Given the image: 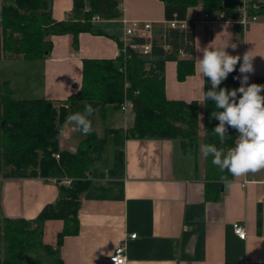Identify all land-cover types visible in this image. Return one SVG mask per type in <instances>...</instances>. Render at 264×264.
Segmentation results:
<instances>
[{
	"label": "crops",
	"instance_id": "1",
	"mask_svg": "<svg viewBox=\"0 0 264 264\" xmlns=\"http://www.w3.org/2000/svg\"><path fill=\"white\" fill-rule=\"evenodd\" d=\"M72 7L73 0H53L52 19L66 20ZM119 12L117 18L90 21L92 30L79 33L75 47L70 34L53 35L51 50L43 58L2 56L0 83L6 84L11 95L22 96L15 95L18 99L61 103L80 89L83 60L115 59L124 34L123 18L150 22L153 27L167 23L160 0H124ZM203 15L201 5L186 10L187 27L194 34V54L179 58L192 59L194 72L178 81L176 63L167 62L166 99L201 101L204 80L195 67L207 46L235 44V49L229 46L226 50L241 57L252 50L255 70L249 74V83L264 85V15L242 37L228 22L207 27ZM113 111L120 117L114 116L104 131L112 139V130L126 133L134 121V114L127 117V112ZM75 133L74 126L69 127L65 120L58 148L75 152L90 134L106 144V135L99 137L91 132L75 139ZM200 145L185 152L178 140L127 138L122 144L123 170L118 175L109 173L114 162L109 167L100 164L104 145L95 156L99 175L92 177L80 198L78 232L65 237L57 248L62 263L111 264L109 255L124 243V264H264V170L243 178L230 175L229 187L221 181L225 172L221 176L211 174ZM212 183L221 184L218 200L205 197L206 187ZM57 194L54 179L0 177V214L10 220H33L45 205L56 200ZM236 223L245 231L243 240L233 231ZM62 225L59 220L46 221L43 242L56 246ZM131 234L136 237L130 239Z\"/></svg>",
	"mask_w": 264,
	"mask_h": 264
},
{
	"label": "trees",
	"instance_id": "2",
	"mask_svg": "<svg viewBox=\"0 0 264 264\" xmlns=\"http://www.w3.org/2000/svg\"><path fill=\"white\" fill-rule=\"evenodd\" d=\"M53 0H0V58L2 56L36 60L51 50L50 37L70 34L75 47L77 35L92 30L91 18L119 17V0H73V7L63 21L51 17ZM164 18L169 21L186 20L189 7L201 5L204 13L215 16L223 12L235 16V9H225L222 0H160ZM151 51L147 55L128 51V59L82 61L81 87L61 103L43 99H18L11 95L6 84L0 83V177H42L57 183V198L45 205L33 220H10L0 214V264H63L57 248L63 239L78 232L80 198L88 190L92 177L98 176L95 156L103 149L104 140L93 134L83 140L75 152L60 150V129L69 114L83 112L85 104L97 109L119 110L124 94L132 101L134 121L124 133L112 130L118 145L110 175L123 170L122 144L127 138L136 140H178L185 152L202 144H216L225 150L234 146L235 129L223 145L212 130L218 124L210 114L215 109L211 101L167 100L164 93V65L176 63V78L184 80L194 72L192 59H180L194 54V34L187 30L154 26ZM134 43L143 44L142 38ZM167 46L168 49H164ZM125 66V73L119 68ZM236 71L229 74L220 87L237 88ZM204 91L211 83L204 78ZM125 83L127 87L124 88ZM57 106L58 109L56 108ZM58 154L56 160L53 155ZM209 156L206 162L213 176H221ZM230 179V174L225 171ZM62 179H69L63 184ZM214 184V185H213ZM221 184L206 187L208 200L220 198ZM212 187V188H211ZM48 220L62 221L56 235V246L43 242V225Z\"/></svg>",
	"mask_w": 264,
	"mask_h": 264
},
{
	"label": "clouds",
	"instance_id": "3",
	"mask_svg": "<svg viewBox=\"0 0 264 264\" xmlns=\"http://www.w3.org/2000/svg\"><path fill=\"white\" fill-rule=\"evenodd\" d=\"M229 46L236 48L235 44L205 47L195 70L202 80L207 78L211 83L208 91H203L204 86L201 89V104L211 101L215 105L216 110L211 112L210 119L218 121L212 132L218 137L219 143L223 145L230 137L229 128L235 129L238 135L234 146L227 150L216 144H201L199 147L202 156L205 159L211 156L212 164L221 172L227 171L234 178H243L264 170V85L249 83V74L255 70L253 61L256 56L253 51L248 50L241 57L230 54L226 50ZM238 64L241 75L234 78L240 81V86L231 90L220 87L229 74L236 71ZM93 112L92 105L85 104L83 112L67 116L66 124L88 135L93 130L89 119ZM221 181L229 187L232 184L226 176H222ZM109 256L114 264H124L123 258Z\"/></svg>",
	"mask_w": 264,
	"mask_h": 264
},
{
	"label": "built area",
	"instance_id": "4",
	"mask_svg": "<svg viewBox=\"0 0 264 264\" xmlns=\"http://www.w3.org/2000/svg\"><path fill=\"white\" fill-rule=\"evenodd\" d=\"M124 0H119V10ZM240 6L234 8L235 16L232 18L227 17L223 12L217 13L215 16H210L206 13L203 15V22L208 27L214 22H228L235 26L236 32L240 37L246 32L249 26L259 22L260 18L264 15V0H239ZM98 16H93L91 21L98 20ZM122 23L124 25V34L121 39V44L119 49L117 50L115 58H121L123 62L128 59V51L138 52L143 55H147L151 51V43L153 40V35L151 33V29L153 28L150 22H140V21H129L126 19H122ZM166 27L170 29H179L182 31H187V22L184 21H169L166 23ZM135 38H142L144 40L143 44L134 43ZM164 49H168L167 46H163ZM242 62V61H241ZM123 69V71H121ZM120 72L125 73V66L123 65L119 68ZM237 77L241 74L239 73V64L236 69ZM128 85L125 83L124 88ZM240 86V81L237 79V88ZM133 109L132 101L124 94L123 101L120 104L119 110L122 113H126L129 110ZM53 157L57 160L58 154H54ZM63 184H69V179H62ZM233 231L235 235L239 239L245 238V231L243 227L236 223L233 224ZM136 237L135 234H131L129 236L130 239H134ZM112 255L117 256L118 258H123L124 263L126 261L125 258V247L124 243L119 244L113 251ZM108 261L111 264H114L112 257L110 256Z\"/></svg>",
	"mask_w": 264,
	"mask_h": 264
},
{
	"label": "rangeland",
	"instance_id": "5",
	"mask_svg": "<svg viewBox=\"0 0 264 264\" xmlns=\"http://www.w3.org/2000/svg\"><path fill=\"white\" fill-rule=\"evenodd\" d=\"M15 95L17 97L19 96L18 94H14V97H16ZM24 95H30V94H24ZM19 97H22V96H19ZM55 106L58 109L57 106L59 105H55ZM132 114H133L132 111H127V117L132 116ZM114 116L115 118L120 117L117 111H113V113H111V110L108 109V107H106L105 109H97L95 113L89 117L92 123V129H93L92 132H94L99 137H102V136L104 137L106 135L104 131L106 128L110 127V123L112 119H114ZM70 126H73V125H69V127ZM201 134L199 135V138H198V142H197L198 145L202 143L203 136ZM83 136H84L83 134L77 131L74 134L75 139H81V137ZM105 138H106V144H105V148L103 149V153L100 157L101 158L100 164L106 165L109 167L114 162L113 160L115 156L114 153H115V150L118 149V145L114 139L109 138L107 135L105 136Z\"/></svg>",
	"mask_w": 264,
	"mask_h": 264
},
{
	"label": "water",
	"instance_id": "6",
	"mask_svg": "<svg viewBox=\"0 0 264 264\" xmlns=\"http://www.w3.org/2000/svg\"><path fill=\"white\" fill-rule=\"evenodd\" d=\"M240 5L239 0H222V6L225 9H234Z\"/></svg>",
	"mask_w": 264,
	"mask_h": 264
}]
</instances>
